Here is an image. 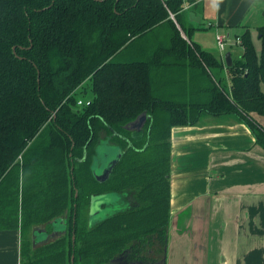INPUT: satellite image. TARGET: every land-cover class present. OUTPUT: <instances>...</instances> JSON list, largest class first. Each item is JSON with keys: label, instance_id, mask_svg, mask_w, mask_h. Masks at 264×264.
Masks as SVG:
<instances>
[{"label": "trees", "instance_id": "1", "mask_svg": "<svg viewBox=\"0 0 264 264\" xmlns=\"http://www.w3.org/2000/svg\"><path fill=\"white\" fill-rule=\"evenodd\" d=\"M201 9V0H0V231H19L20 264L119 255L164 264L171 129L232 116L264 150L251 116H264V25L260 50L246 28L226 67L189 39V13ZM87 80L92 98L78 108ZM142 113V128L127 130ZM103 141L119 156L101 182ZM106 194L128 204L92 223L91 199ZM57 221L63 232L38 243L37 229L51 235Z\"/></svg>", "mask_w": 264, "mask_h": 264}, {"label": "crops", "instance_id": "2", "mask_svg": "<svg viewBox=\"0 0 264 264\" xmlns=\"http://www.w3.org/2000/svg\"><path fill=\"white\" fill-rule=\"evenodd\" d=\"M201 4L196 16L216 35H228L230 47L246 28L252 37L264 25V0ZM213 52L222 62L226 53L234 60L241 54ZM251 116L264 128V116ZM170 145L164 264H264V150L249 129L232 116L206 115L196 125L173 127ZM0 264H20L19 231H0Z\"/></svg>", "mask_w": 264, "mask_h": 264}, {"label": "rangeland", "instance_id": "3", "mask_svg": "<svg viewBox=\"0 0 264 264\" xmlns=\"http://www.w3.org/2000/svg\"><path fill=\"white\" fill-rule=\"evenodd\" d=\"M262 15H263V13H262ZM187 17H188L187 14L184 15L185 19H187ZM191 24L195 28L189 36L190 41L194 42L195 44L198 43L200 48L204 51L210 52L212 54H214L213 51L217 52V50H219V49H218L217 44H216L215 29L209 27L207 25L206 21L202 17H201V21L199 23L192 22ZM241 30H242V27H240L239 29H236V30L234 29V31L231 32L232 36H233V34H238L237 32H239ZM182 35L184 38H186L184 36V34H182ZM251 38H252L253 44L256 45V50L260 49V42L258 41L255 33L252 34ZM229 50H232L233 52L234 51H241L242 52V49L239 45H232L230 47V45L227 43L226 48L224 50V53L228 52ZM224 82L228 84V82H226V80ZM90 85H91L90 81L87 80L84 82V84L81 87H79L77 89V91L75 93V98L77 101L81 100L83 102H86L87 100H90L92 98V93L90 91ZM227 86H229V85H227ZM262 91L264 92V86H262ZM81 107L82 106H78V108H81ZM114 149L115 148H113L111 146H102L101 149L99 150V152L103 153V152L109 151V150L113 151ZM113 156H115V154H113ZM106 161H107V159H106ZM102 162H103V165L106 164V162L104 160H102ZM95 169H96V171H99L97 176L102 174L103 169L100 170V168H98V167H95ZM109 198H112V197L105 196V197H99L97 200L94 199L93 202H97V203H95V204L92 203L91 208H90V215H91V219H92L91 222L92 223L103 219L109 213V208H108V210L107 209H105V210L101 209V205L104 202H107L109 200ZM114 202H116V200ZM114 202H111L113 207L115 205ZM56 224H57V225H55L56 229H62V224L59 221H57ZM37 232H38V234H37L38 243L45 242L47 240L46 234L39 231L38 229H37Z\"/></svg>", "mask_w": 264, "mask_h": 264}, {"label": "flooded vegetation", "instance_id": "4", "mask_svg": "<svg viewBox=\"0 0 264 264\" xmlns=\"http://www.w3.org/2000/svg\"><path fill=\"white\" fill-rule=\"evenodd\" d=\"M102 146H111V147H114V146H112V145H110L107 141H103V142H101L98 146H97V148H96V155H95V158H94V166H93V168H94V172H95V177H97V174L99 173V171H96V169H95V167H98V168H100V170H102V169H104L105 168V166L106 165H111L112 163H113V161H114V159H115V156H113V153H111V152H108V151H105V152H103V153H101V152H99V150L101 149V147ZM115 148V147H114ZM101 155V156H100ZM106 159H107V161H106ZM102 160H104L105 162H106V164L105 165H103V162H102ZM103 165V166H102ZM102 175V174H101ZM101 175H99L98 177H100ZM105 196H107V197H112V198H109V200L107 201V202H104L102 205H101V209H103V210H105V209H107L108 210V208H109V213L107 214V215H109V214H111L113 211H115V210H117V209H119L120 207H123V206H127V202H128V200H127V198L125 197V196H121V197H117V196H115L114 194H106V195H100V196H94V197H92V199H91V204H90V208H91V205H92V203H97V202H93L94 201V199L95 200H97L99 197H105ZM116 200V202H114ZM99 202V201H98ZM111 202H114V207H113V205H112V203ZM90 208H89V213H90ZM111 208V209H110ZM96 214V213H95ZM106 215V216H107ZM105 216V217H106ZM90 217H91V215H90ZM93 217V216H92ZM92 220V219H91ZM61 223V222H60ZM55 225H57L56 223H55ZM53 231H54V236H56V235H58V234H61L62 232H63V225H62V229H56V227L53 229ZM53 236V237H54ZM52 236H49V238H53ZM48 238V239H49ZM47 239V240H48ZM46 240V241H47ZM122 257V261H121V263L120 264H158V263H151V262H143V261H130V260H128L125 256H123V255H119L118 257ZM117 258V257H116Z\"/></svg>", "mask_w": 264, "mask_h": 264}, {"label": "water", "instance_id": "5", "mask_svg": "<svg viewBox=\"0 0 264 264\" xmlns=\"http://www.w3.org/2000/svg\"><path fill=\"white\" fill-rule=\"evenodd\" d=\"M189 21L195 22V23H199L200 22V18L197 17L193 12H190L189 13ZM224 62H225L226 67L231 66L232 62H231V56H230L229 53H226ZM146 118H147L146 114L142 113L141 115H139L135 119L134 122H132L129 125H127L126 129L127 130H131V131L132 130H140L142 128L143 124L145 123ZM113 153L115 154V158L117 156H119V150L116 147H115V152H113ZM109 171H110V165H106L105 168L103 169L102 175L100 177L97 176L96 180H99L101 182L104 181L107 178ZM37 234H38V232L36 231V235ZM53 235H54V232L51 235H46V238L48 239L49 236H53ZM121 261H122V257L120 256V257H117V258H114V259L110 260L107 264H120Z\"/></svg>", "mask_w": 264, "mask_h": 264}, {"label": "built area", "instance_id": "6", "mask_svg": "<svg viewBox=\"0 0 264 264\" xmlns=\"http://www.w3.org/2000/svg\"><path fill=\"white\" fill-rule=\"evenodd\" d=\"M188 6L185 5L184 9H187ZM209 27H211V24H209ZM231 39L229 38L228 35H216V44L218 49L223 52L226 48L227 43H229ZM236 42L239 44V39H236ZM90 101L83 102L81 100L77 101V106H87L89 105Z\"/></svg>", "mask_w": 264, "mask_h": 264}]
</instances>
